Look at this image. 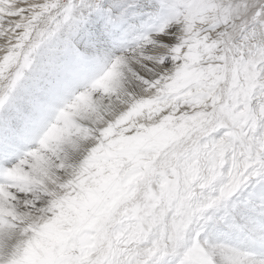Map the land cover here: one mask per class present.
Here are the masks:
<instances>
[{
  "label": "snow or ice",
  "instance_id": "6c2138e0",
  "mask_svg": "<svg viewBox=\"0 0 264 264\" xmlns=\"http://www.w3.org/2000/svg\"><path fill=\"white\" fill-rule=\"evenodd\" d=\"M0 264H264V0H0Z\"/></svg>",
  "mask_w": 264,
  "mask_h": 264
}]
</instances>
